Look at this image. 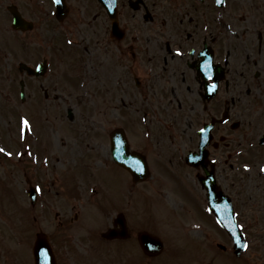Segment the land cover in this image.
I'll return each instance as SVG.
<instances>
[{"label":"rangeland","instance_id":"obj_1","mask_svg":"<svg viewBox=\"0 0 264 264\" xmlns=\"http://www.w3.org/2000/svg\"><path fill=\"white\" fill-rule=\"evenodd\" d=\"M28 2L29 5H34L33 0ZM249 5L245 14L256 9L254 2H249ZM262 7L264 8V5ZM26 15L32 17L29 13ZM86 15L87 13L79 7L78 11L73 12L61 26L57 24L50 29H44L40 22L35 23L36 29L33 33L45 32L49 38L51 37L60 61L58 68L54 73L51 72L52 77L49 78L51 84L54 79L56 80V88L51 86L54 91L45 101L42 96L44 85H48L45 78L28 79L29 97L23 104L16 96L17 73L14 74L12 67L7 66V63L3 66L0 63V88L8 87L0 92L1 145L7 151L13 153L18 151L20 145L17 137L20 135L19 126L22 116L26 117L33 126V134L29 130L30 135H26L25 139L34 135L37 136L34 141H38L36 144L38 154L34 159L26 154V158L23 156L15 160L0 153V264H12V262L22 264L23 255L27 251L26 243L33 239L34 232L39 228L49 233L58 228V221L67 219L71 232L77 231V224L83 222L84 214L78 215L75 219L69 218L79 207L78 193L85 194L86 207L91 205L98 207L102 202L107 205L108 202H116L120 194L119 187L124 179L126 184L123 189L133 192L135 187V193H132L135 197L123 193V204L115 205L110 209L117 211L123 208L130 224L134 222L149 226L148 229L164 239L166 250L172 255H184L191 259L198 255L189 264H212L213 260L222 261L223 253L233 256V253L223 252L216 244L226 237L211 227L209 218L203 213L193 183L194 174L175 159L179 152L178 145L180 144V148L183 149V141L186 144L190 142L188 130L182 132L180 139V133L173 127L174 124L168 125L169 122H173L172 120L176 122L178 118H172V114L162 115L154 112L149 110L148 106L141 107L143 103L135 95L137 93L131 85L132 73L129 72L128 64L123 68V65L117 62L115 47L104 42L103 32L98 26L86 24ZM242 22L243 20L239 26H242ZM141 23L142 20H139V24ZM64 34L73 38V44L85 54L84 64L81 53H78L75 60L73 59L77 54L75 50L67 61L64 60L68 57L64 50V43L68 37L65 38ZM241 51L239 46L237 52ZM77 65L81 68L78 69ZM79 77H81L80 84L77 83ZM122 78L127 84L123 83ZM67 108H71L73 112L72 123L67 122ZM181 115L183 117L186 114L181 113ZM90 122L101 125L105 131L103 135L116 126L125 127L132 148L137 146L140 148L141 139L146 140L147 146L152 147L150 155L153 156V160L161 161V170L158 164L156 167L158 171L152 168L155 180L154 177H148L145 182L134 185L126 171L121 169L123 173L118 169L119 167L108 165L105 144H99V149L96 145L91 148L92 152L96 154L98 152L101 163L93 161L92 158L83 160L79 150H85L87 146L84 147L82 144L90 142L89 139L92 142H102L103 138L97 135V130L103 128L96 129V126L93 127ZM145 129L148 131V137ZM138 139H140L139 144L136 142ZM89 145L92 146L91 143ZM46 158L47 163H44ZM35 175L40 178L45 191L53 193V199L50 197L55 202L53 204H59L68 215H63L59 220L53 219L50 216V208L53 204L47 208L49 215L44 219L33 212V209H28V199L22 190L27 186L28 179ZM89 185L96 187V193L93 195L87 194ZM74 191L76 200L72 195ZM120 199L122 202V196ZM100 220H102L101 213H94L87 222L88 228L93 224H99ZM134 223L133 228H135ZM192 224L205 225L208 228L195 233ZM243 225L247 232L252 234L247 240L249 250L242 253L243 261L245 259L249 264H259L257 253L260 242L264 247L262 244L264 239H255V225L247 223ZM58 232L59 230L56 235ZM102 246L106 249L102 248L105 252L97 253L98 264H132L133 260L138 264L146 257L136 240L126 239L118 244L104 243ZM167 251L164 255H167ZM175 260L178 261V258L170 257L169 264Z\"/></svg>","mask_w":264,"mask_h":264},{"label":"flooded vegetation","instance_id":"obj_2","mask_svg":"<svg viewBox=\"0 0 264 264\" xmlns=\"http://www.w3.org/2000/svg\"><path fill=\"white\" fill-rule=\"evenodd\" d=\"M33 2L29 5L28 0H0V63L7 54L14 59L31 53L24 46L25 31L11 27V6L23 17L29 13L34 26L38 22L44 29L57 25L54 0ZM224 2L219 9L215 0H64L66 17L58 24L66 23L79 7L87 13L86 24L98 26L103 39L115 47L123 68L128 64L141 107L178 118L172 124H176L181 139L182 132L188 130L187 151L197 153L201 149L205 154L193 166L187 165L203 191L205 204L206 191L200 179L211 171L215 200L229 201L236 221L255 225V236L260 240L264 239V173L259 172L264 164V0ZM249 2H254L256 9L245 14ZM106 5L114 8L115 26ZM36 38L35 56L54 57L48 35L38 32ZM239 46L241 52H237ZM177 48L181 55L176 54ZM212 83L217 88L210 93ZM181 113L186 115L182 117ZM206 124L211 126L210 136L202 147L199 129ZM99 144L107 145L106 138L97 148ZM137 148L148 150L146 145ZM178 158L185 163V155L178 154ZM245 163L250 170L245 171ZM62 213L68 215L67 211ZM79 213L73 212L74 218ZM54 215L57 217V212ZM209 219L211 227L227 237L217 228L212 214ZM81 228L78 225L76 230ZM127 229L125 239L135 240L131 224ZM243 231L250 236L245 228ZM78 236L71 232L67 219L58 221V228L49 238L55 264H98L86 260L95 250L81 248L82 239L72 240ZM222 251L232 254L228 248ZM258 254L259 264H264L262 245ZM223 256L221 264H232L230 255ZM23 257L22 264H33L27 252ZM236 264L249 263L240 256Z\"/></svg>","mask_w":264,"mask_h":264},{"label":"snow or ice","instance_id":"obj_3","mask_svg":"<svg viewBox=\"0 0 264 264\" xmlns=\"http://www.w3.org/2000/svg\"><path fill=\"white\" fill-rule=\"evenodd\" d=\"M60 2H61V0H54V3H56V4H59ZM216 3H218V4L223 3V0H216ZM68 43H69V44H72V41L69 40ZM175 52H176L177 55H181V53H180V49H179V48H177V49L175 50ZM37 67H39V66H37ZM209 79H211V77H209ZM216 88H217V84H216V83H212V84L209 85V90H211V91H215ZM225 122H226V121H225ZM29 128H30L29 120H28L26 117H23V116H22V117L20 118V134H21V135H20V138H21V139H24V133H25V131L28 130ZM199 131H200L201 133H203V132L205 131V129H204V128H201V129H199ZM0 153H5V154H6L7 156H9V157L13 156V153H12V152H10V151H6V149H4V148H0ZM15 155H16V156L23 157V156L25 155V153H24V152H16ZM27 155H28V156H31L32 153L29 151V152H27ZM44 163H47V158L45 159ZM243 167H244L245 171L250 170V165L247 164V163H245V164L243 165ZM137 170L140 171V172H143V171H144L143 167H141V168H139V169H137ZM259 172H260V173H264V164H261V165L259 166ZM35 191H36L37 193H39V192H42L43 189L40 187L39 184H37V185H35ZM38 227H39V225H38ZM237 227H239V228L241 229V231H243V229H244V225H243V224H240V225H238ZM233 236H234V239H235L236 245H237L239 248H241V249H243V250H247V249L249 248V243L247 242L246 239H245L243 242H241L240 237L237 236L235 233H233ZM141 243H142V245H143L145 248H147V249H154V248L156 247L155 242H152V241H151V238L148 237L147 235L141 237ZM42 251H44L45 253L47 252L46 249H44V250H42Z\"/></svg>","mask_w":264,"mask_h":264},{"label":"water","instance_id":"obj_4","mask_svg":"<svg viewBox=\"0 0 264 264\" xmlns=\"http://www.w3.org/2000/svg\"><path fill=\"white\" fill-rule=\"evenodd\" d=\"M17 20H19V17L16 16ZM120 139V140H119ZM124 141V138L123 136L121 135L118 140H116L115 144H117V147L119 148V151H118V157H121V160H124L125 158H127V151L125 149V144L123 143ZM128 159L125 160V162H127ZM133 164H135L134 162H132ZM135 175V178H143V176L140 174V171H138L137 169L134 168V166L130 165L129 163L125 164ZM137 165V164H136ZM134 168V169H133ZM232 227V233H236L235 231V228L233 227V225H231ZM108 237H111V236H114L115 234L113 235H109L107 234ZM142 236H145V235H141L140 236V242H141V237ZM149 237V236H148ZM151 241L152 242H155L156 244V247L154 249L151 250L150 253H156L160 248H161V244L159 242H157L156 240L152 239L151 238ZM235 241V240H234ZM38 245H40L41 247H44V244L38 240L37 242ZM142 244V243H141ZM39 247V246H38ZM40 248V247H39ZM145 248V247H144ZM37 250V248L35 249V251ZM149 252V251H148ZM37 255H40L41 258L44 257V254L40 252V254H37Z\"/></svg>","mask_w":264,"mask_h":264}]
</instances>
